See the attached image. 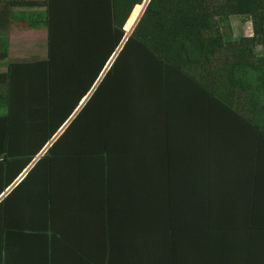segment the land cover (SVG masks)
<instances>
[{"label": "trees", "instance_id": "16d2710c", "mask_svg": "<svg viewBox=\"0 0 264 264\" xmlns=\"http://www.w3.org/2000/svg\"><path fill=\"white\" fill-rule=\"evenodd\" d=\"M144 2L0 0V196L123 45L0 203V264H264V0H152L125 42Z\"/></svg>", "mask_w": 264, "mask_h": 264}, {"label": "rangeland", "instance_id": "374dc122", "mask_svg": "<svg viewBox=\"0 0 264 264\" xmlns=\"http://www.w3.org/2000/svg\"><path fill=\"white\" fill-rule=\"evenodd\" d=\"M232 27L234 40H239L242 36H250L253 33L252 25L249 22H244L238 16L232 18ZM5 36H8L10 41L8 46L10 61L34 62L47 59V29L11 28ZM258 52L263 53V50L259 48ZM40 69L43 72V68H39L38 70ZM41 76L45 77V73L43 72ZM31 84L35 95L40 94L39 85L35 81L31 82Z\"/></svg>", "mask_w": 264, "mask_h": 264}, {"label": "water", "instance_id": "95a60500", "mask_svg": "<svg viewBox=\"0 0 264 264\" xmlns=\"http://www.w3.org/2000/svg\"><path fill=\"white\" fill-rule=\"evenodd\" d=\"M151 1L152 0H145V2L143 3V12H142V14L140 15V17H139V19L137 20V22L135 23V25L131 28V29H129V30H127L126 29V27H125V30H126V32H127V34H126V37H125V42L128 40V38L130 37V35L134 32V30H135V28L137 27V25L139 24V22H140V20H141V18L143 17V15H144V13H145V11H147V9H148V7H149V5H150V3H151ZM124 42V43H125ZM122 48H123V45L121 46V47H119V49H118V51L116 52V53H114L113 54V56L111 57V59L109 60L110 61V63L108 62V65H107V67H106V69H105V71H104V73L110 68V66L112 65V63L114 62V60H116V58L118 57V54L120 53V51L122 50ZM102 77H103V75H102ZM102 77H100L99 79L101 80V78ZM98 79V80H99ZM99 80V81H100ZM99 81H97L95 84H94V86H93V88L90 90V92L88 93V96L82 101V103L80 104V106L78 107V109L76 110V112L74 113V115L69 119V121L63 126V128L58 132V134L55 136V138L56 137H60L65 131H66V129L68 128V126L71 124V122L75 119V117L80 113V111H81V109L85 106V104H86V101L89 99V97L91 96V94L93 93V91L95 90V88L97 87V85H98V83H99ZM54 138V139H55ZM53 139V140H54ZM44 154H45V150L43 151V152H41V156L40 157H42V156H44ZM38 156V157H39ZM36 164L34 163V165L32 166V167H30V168H28V169H26L25 171H24V173H22L21 175H20V177H19V179H20V181L21 180H23L25 177H26V175H28L29 174V172L33 169V167L35 166ZM19 181V180H18ZM16 182V184H18L19 182ZM14 187L15 186H12L8 191H6V193L4 194V196L2 197V198H0V203L5 199V197L14 189Z\"/></svg>", "mask_w": 264, "mask_h": 264}, {"label": "crops", "instance_id": "0c3cea01", "mask_svg": "<svg viewBox=\"0 0 264 264\" xmlns=\"http://www.w3.org/2000/svg\"><path fill=\"white\" fill-rule=\"evenodd\" d=\"M8 60H9V59H8ZM14 61H16V60H12L11 62H14ZM18 61H19V60H18ZM9 62H10V60H9ZM109 63H110V61H109ZM107 65H108V63H107ZM107 65H106V67H107ZM111 66H112V65H111ZM111 66H110V68H111ZM106 67H105V69H106ZM110 68H109L107 71H109ZM5 69H6V68H5ZM105 69L102 71V73L100 74L99 78L102 77V75H103V77L105 76V74L107 73V71L104 73ZM103 77H102V78H103ZM99 78H98V79H99ZM102 78H101V80H102ZM98 79H97V81L100 80V79H99V80H98ZM101 80H100V81H101ZM97 81H96V82H97ZM100 81H99V83H100ZM99 83H98V84H99ZM91 95H92V94H91ZM87 96H88V95H87ZM87 96H86V97H87ZM86 97H85V98H86ZM89 98H90V97H89ZM87 101H88V100H87ZM87 101H86V104H87ZM86 104H85V105H86ZM83 108H84V107H83ZM83 108H82V109H83ZM82 109H81V110H82ZM57 134H58V133H57ZM60 137H61V136H60ZM60 137H56V138L54 137L55 139L53 138L54 140L52 139V140L46 145V147L44 148V150H45V154H44V156L47 154L48 150L53 146V144H55V143L57 142V140H58ZM44 150H43V151H44ZM43 151H42V152H43ZM40 156H41V155H40ZM40 156L37 157V158L34 160V162L29 166V168L32 167V166L34 165V163L37 165V163L40 161V159L44 157V156H42V157H40ZM36 165H35V166H36ZM35 166H34V167H35ZM34 167H33V168H34ZM18 180L20 181V179L18 178V179H17V180H16V181H15V182H14V183H13V184H12L7 190H6V191H8L12 186H15V187H14V189H15V188L19 185V183L22 181V180H21V181L19 182ZM17 181L19 182L18 184H16ZM14 189H13V190H14ZM13 190H12V191H13ZM12 191H11V192H12ZM11 192H10V193H11ZM5 193H6V192H4V193L0 196V198H2V197L4 196ZM10 193H9V194H10ZM9 194H8V195H9ZM8 195H7V196H8ZM7 196H6V197H7ZM6 197H5V198H6ZM6 238H7V245H8V246H9V244H11L12 240H13V242L16 243V237H15L12 233H7ZM15 257H17V252H15V251H10L9 254L5 255V260H6L5 262H6V264H15Z\"/></svg>", "mask_w": 264, "mask_h": 264}]
</instances>
